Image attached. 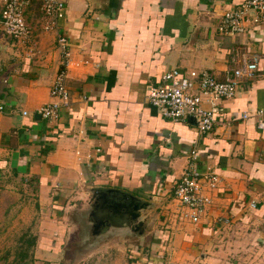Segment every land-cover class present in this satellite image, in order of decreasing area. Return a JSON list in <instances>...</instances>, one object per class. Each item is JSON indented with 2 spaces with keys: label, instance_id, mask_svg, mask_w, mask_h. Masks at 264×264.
I'll return each instance as SVG.
<instances>
[{
  "label": "crops",
  "instance_id": "0c3cea01",
  "mask_svg": "<svg viewBox=\"0 0 264 264\" xmlns=\"http://www.w3.org/2000/svg\"><path fill=\"white\" fill-rule=\"evenodd\" d=\"M243 1L66 0L59 29L68 42V99L52 119L37 110L57 102L49 94L63 68L54 33L41 29L35 3L24 11L31 29L26 41L5 36L0 25V202L20 185L26 190L19 198L51 221L78 204L90 206L87 231L94 238L130 232L146 237L158 224V213L144 214L147 207L139 212L140 227L131 231L111 212L95 211L98 204L131 197L163 203L166 255L154 241L152 256L136 257L137 264H218L208 255L218 247L216 237L236 229L252 244L264 243V129L258 128L264 115H256L264 112V24H252L248 16L242 34L217 31L222 15ZM238 49L257 56L256 71L250 81L237 83L231 99L218 102L211 133L198 134L190 118L164 119L148 104L170 69L204 71L216 81L231 77ZM191 161L201 175L218 178L206 216L196 225L178 222L169 210L173 188ZM147 216L155 222L148 225ZM216 218L228 222L222 230L211 228ZM248 222L262 227L248 235ZM257 251L262 260L250 264H264V245Z\"/></svg>",
  "mask_w": 264,
  "mask_h": 264
},
{
  "label": "built area",
  "instance_id": "2783aa9c",
  "mask_svg": "<svg viewBox=\"0 0 264 264\" xmlns=\"http://www.w3.org/2000/svg\"><path fill=\"white\" fill-rule=\"evenodd\" d=\"M37 4L41 14V29L52 32L60 51L62 70L56 73L49 94L57 102L44 105L37 110V114L44 119L55 118L60 106H64L68 99L65 85L68 42L61 34L59 23L64 18L66 0H2L0 11V25L3 34L18 43L26 41L31 34L27 26L24 11L31 4ZM251 16L254 25L264 24V0H244L234 10L225 12L217 26V31L223 35H239L244 32L246 18ZM233 68L231 77L223 81L214 80L208 73L181 72L170 69L161 77L160 84L149 93L148 104L161 117L171 122H181L188 118L194 121L198 134L205 135L213 131L216 124L215 114L220 100L231 99L239 81H250L257 67V56L248 55L238 49L231 56ZM65 68V69H64ZM0 111L2 107L0 106ZM25 115V112H22ZM258 117L264 112L258 111ZM246 118V115H242ZM258 128L264 129V123L258 122ZM192 160L195 153L190 152ZM192 161L182 172L172 191L170 212L180 223L199 224L206 216L212 199L211 192L218 184V178L212 173L201 175ZM250 206L253 208L254 204ZM216 224H225L226 220L216 218Z\"/></svg>",
  "mask_w": 264,
  "mask_h": 264
},
{
  "label": "rangeland",
  "instance_id": "374dc122",
  "mask_svg": "<svg viewBox=\"0 0 264 264\" xmlns=\"http://www.w3.org/2000/svg\"><path fill=\"white\" fill-rule=\"evenodd\" d=\"M13 188L9 190L12 194L7 193L6 201L0 202V209L4 210V214L0 213V264H13L12 254L17 239L23 233L29 234L30 232L36 235V240L38 239L39 242L38 247L33 250V261L30 264H137L135 262L136 257L143 258V261H145L146 255L147 257L152 256L148 248L154 241L156 243L153 246L158 247H154L155 250L166 255L163 250L168 247V244L163 241V231L168 229L165 228L161 215L159 216V213L162 214L163 210L165 212V209H160L165 206L163 203L151 202L149 209L144 213H151V216L158 213L156 229L148 236L138 237L130 232L120 235H116V233L108 235L106 233L94 238L87 231L86 218L90 206L82 208L78 204L76 211H73V213L64 215L60 220L51 221L48 219L49 215L47 213L45 215L41 214V210L35 209L30 200L27 203L21 197L19 198V195H22L26 189L20 185ZM11 201L13 202L11 203ZM151 216L145 217V219H148H146L148 225L155 222V218L150 219ZM54 223L57 225L55 226ZM227 223L214 224L211 228L219 231L222 230L220 226H225ZM247 225L250 226L246 229L248 235L250 234V228L254 226H257L256 228L262 227L251 225L249 222ZM152 227L145 226V229L147 231ZM240 232H242L240 229H236L218 235L216 246L219 248L216 247L208 254L210 258L217 261L218 264L223 262L227 264H250L254 259L256 263L261 261L262 258L258 255L257 250L264 243L252 244L250 237L236 235ZM157 239H160V241H157ZM56 243L62 244L59 249H57ZM50 246L52 247L50 251L54 252H46ZM104 249L111 252L106 253L103 251ZM140 250L141 252L145 250L144 254H140ZM259 264L262 263L259 262Z\"/></svg>",
  "mask_w": 264,
  "mask_h": 264
},
{
  "label": "water",
  "instance_id": "95a60500",
  "mask_svg": "<svg viewBox=\"0 0 264 264\" xmlns=\"http://www.w3.org/2000/svg\"><path fill=\"white\" fill-rule=\"evenodd\" d=\"M100 193L101 192H99V190L94 192V194H97L98 197L101 196ZM117 200L113 199L109 203L98 204L95 211H98L100 214L104 215L111 212L112 216H114L116 219L124 220L125 223L128 224L129 228H131V231H137L141 224V222L138 221L139 212L149 207V203L143 202L133 197L125 202H119ZM101 223V219L99 221H95L93 227L97 228L101 225ZM96 233L97 232H94V234Z\"/></svg>",
  "mask_w": 264,
  "mask_h": 264
},
{
  "label": "trees",
  "instance_id": "16d2710c",
  "mask_svg": "<svg viewBox=\"0 0 264 264\" xmlns=\"http://www.w3.org/2000/svg\"><path fill=\"white\" fill-rule=\"evenodd\" d=\"M36 236L23 233L16 242L13 251V264H30L33 261V250L36 247ZM11 262V263H12Z\"/></svg>",
  "mask_w": 264,
  "mask_h": 264
}]
</instances>
